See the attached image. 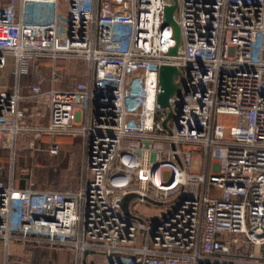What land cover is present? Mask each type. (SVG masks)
Masks as SVG:
<instances>
[{"label":"built area","instance_id":"built-area-1","mask_svg":"<svg viewBox=\"0 0 264 264\" xmlns=\"http://www.w3.org/2000/svg\"><path fill=\"white\" fill-rule=\"evenodd\" d=\"M174 3L0 0V69L13 57L20 76L50 60L56 83L58 60L88 66L72 87L30 86L31 112L19 92L0 90V148L12 164L21 144L58 154L54 139L73 135L84 146L76 189L0 177L7 252L68 249L77 264L98 253L104 264H264V0H178L171 55L164 10ZM162 65L181 71L168 107L157 102ZM135 201L168 210L146 222Z\"/></svg>","mask_w":264,"mask_h":264},{"label":"rangeland","instance_id":"rangeland-1","mask_svg":"<svg viewBox=\"0 0 264 264\" xmlns=\"http://www.w3.org/2000/svg\"><path fill=\"white\" fill-rule=\"evenodd\" d=\"M177 13L176 10V14ZM64 60V62H59V65H61V69L65 70L66 73H68L74 65L78 66V64H81L84 66L83 68L86 69L88 67L87 62L83 59L67 58ZM49 69H51V67ZM33 75H35V77L42 76L38 71H33ZM61 80H64V76ZM224 119L226 120L228 118ZM0 157V159H2L1 164L4 165L3 168H8L7 173H10V162H12L10 150L0 149ZM83 160V140L77 139L76 142L67 144L64 149L60 146L58 154H50L47 151L32 153V151L23 147L22 144L18 145L13 163L15 166V173L18 175V184L22 181H31L39 188L76 189L81 183L80 167ZM193 166L194 168L198 167L197 160L194 161ZM3 174L5 175L6 172ZM18 184L15 182V187ZM132 204L136 209L135 213L139 217L145 219L146 222L157 220L168 210V207L163 204L156 205L151 202L138 204L136 201ZM45 248L46 247L35 246L22 248L16 245L15 253L9 254V252L5 251L3 248V243L0 242V264H33L35 256H37L41 249L45 250ZM89 264H104L103 254H93V256L89 258Z\"/></svg>","mask_w":264,"mask_h":264},{"label":"crops","instance_id":"crops-1","mask_svg":"<svg viewBox=\"0 0 264 264\" xmlns=\"http://www.w3.org/2000/svg\"><path fill=\"white\" fill-rule=\"evenodd\" d=\"M9 65L5 69H0V90L7 91L8 93H15L16 91L20 93V95L23 97L22 106L27 108L29 112H31V108L36 103L37 99L33 97V94L30 90V86L38 84L42 87L44 91H48L49 89L55 87L57 89H65L72 87L76 82L83 79V74L86 72V68H83L81 64L74 65L71 70L66 73L65 70L61 69V65H59V62H64V59H60L57 61V69H60V72L62 76H64V80L57 81L56 83H53L51 79V74L49 69L51 67L52 62L50 60H43L44 65L42 69V76L35 77L33 75L34 69L28 73V74H22L18 76L14 73V59L13 57H8ZM41 61V62H43ZM87 67V66H86ZM47 74V75H46ZM39 101L46 103L48 101V97L44 96ZM46 119V118H45ZM77 139L83 140L81 136H73V135H61L57 136L54 140L61 146V148H66L67 144H71L77 141ZM51 138L49 136H45L41 140L42 145H46L47 142H49ZM23 146V145H22ZM63 146V147H62ZM24 147V146H23ZM3 150L2 148H0ZM29 149V148H26ZM10 150V149H8ZM34 153L33 150L29 149ZM16 154V149H15ZM10 155H12V150H10ZM15 157V156H14ZM1 158V157H0ZM2 159H0V177L3 178L6 182H10V177L12 175L13 185L15 186V182L18 184V175H16L14 170V163L10 162V169L11 172L7 173L8 168L1 169V166H4L1 164ZM82 168L83 163L81 164V176H82ZM6 174L4 175L3 173ZM36 187L39 190L45 189V188H39L33 184L31 181H22L20 184H18L17 188H27V187ZM67 189V188H65ZM56 190H64V189H56ZM3 248L6 250V246L3 243ZM16 251V245H12L9 248V254L15 253ZM33 264H77V257L75 255V252L72 250L67 249H53L46 247L45 250L41 249L37 256H35Z\"/></svg>","mask_w":264,"mask_h":264},{"label":"water","instance_id":"water-1","mask_svg":"<svg viewBox=\"0 0 264 264\" xmlns=\"http://www.w3.org/2000/svg\"><path fill=\"white\" fill-rule=\"evenodd\" d=\"M178 0L171 6H166L164 10V22L173 27L174 38L176 45L170 50L171 55H176L181 43V32L178 21L175 18V11L178 5ZM181 71L174 65H162L159 69V84L161 91L158 94L157 102L161 107H168L170 105L171 97L178 91L180 83L176 81V76H180ZM172 112L168 113L167 119L172 117ZM167 125V121L164 122ZM137 197L135 193H130L123 198V208L129 212L130 201Z\"/></svg>","mask_w":264,"mask_h":264},{"label":"trees","instance_id":"trees-1","mask_svg":"<svg viewBox=\"0 0 264 264\" xmlns=\"http://www.w3.org/2000/svg\"><path fill=\"white\" fill-rule=\"evenodd\" d=\"M44 63H46V62H39V64L36 66V68L34 69V71H38V73H41V75H42V69H43V65H44ZM35 189H38V188H36V187H34ZM46 189H48V188H46ZM50 190H56V189H50Z\"/></svg>","mask_w":264,"mask_h":264}]
</instances>
